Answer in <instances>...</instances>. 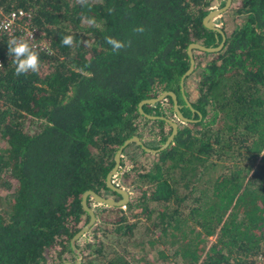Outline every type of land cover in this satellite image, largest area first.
<instances>
[{"label":"trees","instance_id":"1","mask_svg":"<svg viewBox=\"0 0 264 264\" xmlns=\"http://www.w3.org/2000/svg\"><path fill=\"white\" fill-rule=\"evenodd\" d=\"M222 3L0 0L4 9L30 7L31 21L50 47L33 48L39 52L38 73L17 76L8 41L0 37V264L74 258L69 238L88 217L81 193L110 191L105 174L124 139L136 135L144 143L150 136L155 144L149 147L157 148L169 133L170 125L157 117L174 113L169 95L137 109L140 99L164 89L174 92L179 111L190 119L176 121L171 141L151 152L156 157L147 168L129 154L119 174L136 192L124 204L127 211L103 205L93 209L95 217L117 208L111 230L121 247L151 246L154 260L253 263L264 247V0L230 1L221 17L232 9L237 22L227 31L222 17L219 49H191L193 68L179 89L189 62L187 44L220 41L201 19ZM137 27L144 31L134 32ZM66 35H73V46L62 45ZM106 36L130 46L114 53ZM191 73L193 96L186 89ZM32 118L40 121L30 130L25 122ZM131 144L150 153L134 141L120 153ZM140 214L149 227L143 225L147 237L135 239ZM95 228L75 241L82 264H128L120 253L103 251Z\"/></svg>","mask_w":264,"mask_h":264},{"label":"water","instance_id":"2","mask_svg":"<svg viewBox=\"0 0 264 264\" xmlns=\"http://www.w3.org/2000/svg\"><path fill=\"white\" fill-rule=\"evenodd\" d=\"M230 1L231 0H223V3L221 5H219L217 7H212L211 9H209L203 15V17L201 19V22L205 27L212 29V30H214L220 34V36H221L220 41L216 45H213V46H211V45L210 46H204L198 42H189L187 44L186 53L188 55L189 62H188L187 68L183 71V73L179 77V89L181 92L183 90V87H182L183 79L185 76H187L191 72V70L193 68L194 60L192 57L191 49L192 48H198V49H201L204 51H213V50L219 49V47L222 45L223 40H224V34H223L221 28L215 24L214 19L220 13H222L223 11H225L228 8ZM166 95H169L171 98V109L173 110V112L175 113L177 118L180 121L189 120L190 118L183 116L181 114V112L179 111V104L176 101V96H175L174 92L170 89H164L160 93H158L156 96L140 99L137 102L138 111L142 112L140 107L143 103H154L155 101L160 100L161 98L165 97ZM182 96H183L185 104L189 105V102L185 98V96L183 94H182ZM144 115L147 117H156V115H150L147 113H144ZM157 117L163 118L170 125L169 133L167 134V136L165 137L163 142L157 148L146 146L141 142V140L136 135H131L130 137L123 140V142L119 145V147L116 148V150L113 154V164L105 174L104 183L110 191H112L118 195V198L98 194L97 192L93 191L92 189H85L81 193L80 204H81L82 209H84L86 211L88 217H87V220L69 238V244H70L71 249L74 252L75 258L73 260H69V259L63 260L57 264H82L81 253L79 251V248L75 246V241L85 231H87V229L93 224V222L95 220V214H94L93 209L86 203L87 195L91 197L92 201L104 203L106 205L121 206L127 202V200H128L127 190L124 187L113 183V181L111 180L112 175L116 172L117 167L119 166V157H120V152H121L122 147L124 145H126L129 141H134L136 144H138L145 151H149V152L154 153L158 149H162L163 147H165L171 141V139H172V137L176 131V126H177L176 121L169 118V117H165L162 115H157Z\"/></svg>","mask_w":264,"mask_h":264},{"label":"rangeland","instance_id":"3","mask_svg":"<svg viewBox=\"0 0 264 264\" xmlns=\"http://www.w3.org/2000/svg\"><path fill=\"white\" fill-rule=\"evenodd\" d=\"M222 13H220L217 17H215L214 22L218 27H220L222 17H223V19L225 21L224 28H225V30L228 31L233 26V24L237 22V19H235V14L232 11V9H230L229 12H227L226 14H224V16L221 17ZM194 74L195 73H191L186 79V89L189 93V96H191V95L193 96V92H194L193 88H194L195 79H196V76ZM169 118H173V120H175L177 122L180 121L174 113L172 115H170ZM39 121H40V119L32 118L31 120H28L25 122V127L30 129V130H33L36 128V124ZM151 138L152 137H150V136H146L144 139V143H146L147 145H154L155 141ZM224 145H226V144H224ZM129 149H130V151H129ZM238 149L240 152L243 151V149L239 148V146H238ZM129 154H132V158H133V160H135V162H137L138 160L142 161L144 163L143 168H147L149 165H151L153 163V161H155V157H156L154 154L152 155L151 152L150 153H147V152L144 153V152L140 151V149L138 147H136L135 145H132V144L130 145V147H128V149L126 151H124L123 153H120L121 165H119L117 167V170L112 175L111 180L113 181V183H115L119 186H122L126 190L130 191L128 198H130V196L136 192L133 190H130L128 188V186H126L125 184L123 185L122 182H120V175L119 174L127 166V161L129 160ZM228 160L232 161V159H230V158ZM231 165H232V162H229V163H227L226 168H223L221 170L217 169V171L215 170L214 172H218V170L222 171L224 169H227V166H231ZM204 177L206 178L207 176H204ZM108 193L110 194V191H107L106 195H109ZM151 203L152 202H149L147 205L150 206ZM90 207L92 209H96V211L99 212L100 204H99V202L92 201ZM120 207H121V209H123L124 212L127 211V207H125L124 205H121ZM150 207H152V206H150ZM116 210H117V208H113L112 210H103L102 214L100 213V214L96 215L95 220H94L93 224L91 225V226H96V228L94 229L93 232L96 233L98 236L103 237L102 249L105 253L107 252V249L109 252H114V253L118 252V253H120V255L125 259V261L128 264H164V263L165 264H179L178 261H176L175 259H173L170 256H168L166 260L163 258L154 260V258H153L154 254L152 253L153 248L151 246H147L148 247L147 250L139 249L138 247H135V246H130L128 248L127 247L122 248L121 245H123L124 243L121 241H118L117 234L114 235L112 230H111L113 227V224L111 223V221L114 218H116V216H117ZM126 214H127V212H126ZM129 219H133V218H129V217L126 218L127 221H129ZM143 225H146L147 227H149V222H147V220H145L141 216V214L137 215L136 227L133 228V234L131 237H133L135 239H143L144 237H147V229H144ZM176 234H179V230L176 231ZM90 236H91V234H90ZM159 247H164V246L160 245ZM128 250H129V252H126ZM133 256H135L138 259L136 261H134L136 258L133 260L132 259ZM97 260H98V258H97Z\"/></svg>","mask_w":264,"mask_h":264},{"label":"built area","instance_id":"4","mask_svg":"<svg viewBox=\"0 0 264 264\" xmlns=\"http://www.w3.org/2000/svg\"><path fill=\"white\" fill-rule=\"evenodd\" d=\"M0 37H4L7 41L13 37L23 38L32 48L50 51L47 37L31 21L30 7L17 6L4 9L0 6ZM252 264H264V247L255 254Z\"/></svg>","mask_w":264,"mask_h":264},{"label":"clouds","instance_id":"5","mask_svg":"<svg viewBox=\"0 0 264 264\" xmlns=\"http://www.w3.org/2000/svg\"><path fill=\"white\" fill-rule=\"evenodd\" d=\"M80 4H86L87 0H77ZM111 11V10H110ZM86 23L89 25H95L94 18H87ZM134 32H143L142 27L133 29ZM105 41L108 45H111V49L114 53H118L119 50L130 46V41L125 43L117 40L111 36H106ZM62 45L73 46V35H66L61 40ZM8 54L13 57L12 63L15 65V75L19 76L27 74L28 72L38 73L40 70L39 52L35 51L28 43L26 39H17L13 37L7 43ZM128 192V191H127ZM129 194V192H128Z\"/></svg>","mask_w":264,"mask_h":264},{"label":"flooded vegetation","instance_id":"6","mask_svg":"<svg viewBox=\"0 0 264 264\" xmlns=\"http://www.w3.org/2000/svg\"><path fill=\"white\" fill-rule=\"evenodd\" d=\"M144 145H146V146H151V145H147L146 143H143ZM109 194V193H108ZM114 194V195H113ZM105 196H111V197H114V198H118V195L117 194H115V193H111L110 192V194L109 195H105ZM100 204V207L99 208H101L103 205H105V206H114V205H106V204H104V203H99ZM74 258H75V256H74ZM73 258V259H74ZM72 259V260H73Z\"/></svg>","mask_w":264,"mask_h":264}]
</instances>
